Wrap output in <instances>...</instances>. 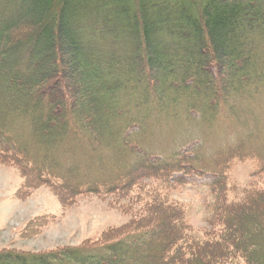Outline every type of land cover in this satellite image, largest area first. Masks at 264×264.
Segmentation results:
<instances>
[{"label": "trees", "instance_id": "trees-1", "mask_svg": "<svg viewBox=\"0 0 264 264\" xmlns=\"http://www.w3.org/2000/svg\"><path fill=\"white\" fill-rule=\"evenodd\" d=\"M74 1H59V6L57 5L58 7L56 10L53 9L51 14L40 16L37 7H35L38 0H0V117L2 113L10 114L9 126L5 128V133H0L1 136L6 134L5 138L0 137V158L4 159L0 162H12L32 179L33 177L38 179L37 182L40 184H51L57 189L67 191V186H72V182L75 181L73 175H76L77 172L74 171L77 167L70 164L65 170L58 171L59 160L68 161V158L61 157L60 159V155L57 157L52 149L49 152H43L40 156V162H38L30 154V149L39 143L44 147L48 145L59 146L70 151L81 148L82 152L94 154L95 143L102 144V138L95 135V127L97 129V126H84L81 122L82 119L77 118L74 111L72 114L73 121L78 129L83 128V130L79 129L83 135L81 136L80 131L73 125L74 135L70 134L69 120L64 117L67 112H59L67 104L66 97L68 96L65 87L61 85L62 69L56 67V69L58 68L55 70L58 73L56 78L57 75L51 77V71L44 73L43 69L40 68L43 59H52L54 53L57 52L56 48L60 49V44L65 45L66 43V45L69 44V48H73L74 52L75 50L80 51L83 63H86L90 71H95L92 82L98 90L102 89L109 95H113L119 89L124 92V98L110 96L111 100H107L104 106L108 117H104L106 119L103 123L109 124L108 131L112 134L111 137L117 133L120 135V133L127 132L124 138V146L119 144V150L131 148L138 157L136 165L143 167L144 170L151 169L155 173L153 176L161 172L157 177L161 180L165 179V176L166 184L171 186L175 182H178V185L186 184V176L191 175L186 174V170L194 168L189 164L198 165L197 162L202 159L201 157L193 155L190 158L181 159V155L177 156L176 154L158 164L155 158L152 161L150 157L145 156L143 147L133 144V134L141 133V121L136 117L146 112L144 120H147V113L151 112V107L161 109L155 102H151V104L147 102L150 98L147 94L142 91L137 93V90L143 86L147 88L149 86L148 78L140 75L141 63L139 61H142L143 57L145 58L142 56L145 50L142 49L141 51L137 45L143 44L146 46L145 49L149 51L151 47L155 46L152 45L153 41L154 43L157 42L162 47V57L165 56L164 58H166V55H170L173 58V61H170L171 65L168 64L169 62L166 64L168 67L174 68L175 66L177 71L181 72V74L175 73L174 69L175 76L167 78V83L170 85L169 89L173 90V95L193 93L195 90L197 92L205 91L203 94L206 95L208 94L207 91L210 94L218 92L223 74V64L227 59L226 57L231 53L236 55L233 59L236 62L232 66L234 68L233 74L241 73L242 79L246 77L247 80L237 83L236 89H244L245 84H250L252 75L261 70L252 69L249 72L248 65L255 64L260 56L264 57V48L261 47L260 49L258 44L264 38V0L257 7L254 3H249L229 8H220V4L228 0H203L207 4L203 8L195 5V2L202 0H186V4L189 6L187 9L190 13V15L185 13L187 18L183 17L184 13L177 12V8V11L175 8L172 10L175 17L189 22V24L181 23L182 28L178 27V32L172 30L170 22H161L164 20V16H167L164 13H158L164 9L165 0H152L149 9L151 7H157V9L148 11V16H152L149 19H153L151 22L158 23L154 34V30L148 29V32L145 33L143 29L141 33L140 29H135V27L139 28L140 25L138 18H145L141 14L138 15L139 11H136V8L131 9L132 12L128 17L126 16L129 13L127 9H122L123 12H121L119 11L121 6L111 4L115 0H109L111 2L106 6L105 0H95L91 5H86L88 0H82L80 5L76 1L77 6ZM177 1L179 0H173V3L176 5ZM71 2L72 5L76 6L75 9H73ZM208 7L214 9V13L210 17L205 12ZM145 20L146 24L149 23L147 18ZM190 23L192 29L195 30L193 37H189L190 34L186 31ZM200 24L213 27L215 29L213 32L217 33L218 36L210 38L199 35L196 29L200 28ZM123 42L129 43L125 46L128 53H123L121 50L125 44ZM215 42H220L224 50L220 47L218 51ZM64 50L65 48L63 52ZM61 51V49L58 51V62L62 57ZM149 61L151 60L148 59L147 62ZM210 62H215L216 66L214 68L207 67ZM112 63H121V67L115 68ZM126 63H131L132 66H126ZM49 67L51 70L55 68H51V65L48 64ZM169 72L166 70V73L161 77L168 75ZM173 72L170 73L173 74ZM260 73L262 74L263 70ZM131 93L138 97L136 98ZM55 96V101H52ZM98 98L100 99L99 94ZM224 98L226 99V97ZM169 100L175 101L174 99ZM218 104L220 106L219 102ZM129 105L138 109L140 114L129 116L127 110ZM149 105H151L150 108ZM28 115H33L34 119L29 118ZM36 120L40 121L41 124L39 125ZM120 120L124 124L121 125ZM23 121L29 123L30 126L28 131V135L31 136L29 142L27 137L19 139V136H23L14 132L16 126H20ZM79 123L82 124L81 127ZM95 124H99V122ZM134 125H136L134 131H129ZM129 127L131 128L128 130ZM53 128L59 133L57 137H44L45 132L43 131L46 130L47 136H50V130ZM1 139L4 140V145L1 143ZM98 150L100 149L98 148ZM170 159H174V161L170 163ZM187 160L188 163H182V161ZM221 165L224 168V164ZM134 166L133 164L125 176H129ZM149 167L150 169H148ZM200 167L207 168L206 166ZM194 169L197 170L194 173L196 175H203L202 173L207 171V169ZM170 174L175 175L173 179H171ZM144 176L146 175H141V177ZM212 176L214 179L210 188L212 194H215L217 198L223 193L226 175L219 173ZM129 179L131 182V176ZM118 181L119 179L112 180L110 178L99 182H86L84 186H89L88 190L93 192L98 189L103 191L104 187H107L108 191L120 192L122 186L119 187L121 182ZM93 185H100V188L95 189L93 187L91 189ZM77 186L80 187L81 185L78 184ZM101 187H103L102 190ZM126 188L124 185L122 191H126ZM143 193L145 196L141 193L142 197L140 196L138 201H142V204L145 201L146 205H143L142 209V211L145 210L144 213L150 214L151 210L158 207V204H168L159 203V198L162 195L157 189L153 191V189L144 188ZM222 197H220L218 204L213 205L215 207L213 215L221 214L223 219L219 220L218 225L216 223V226L212 227L213 231L205 234L207 237L203 240L192 236L191 229L183 221L182 211L176 213L175 211L178 210L168 207L167 211L170 213V218H173L174 226L177 225L178 233L160 244L158 255L153 257H150V254L147 255L149 261L153 263L160 260L159 264H264V190L251 192L243 201L228 206L225 205ZM247 216L245 221L242 218L243 225H241L239 218ZM139 224H133V227L125 232L126 237H119L112 244L103 243L100 247L95 245V247L86 248L84 250L86 254L83 253L84 256H79L75 260L81 262L79 264H88L90 262L86 260V257L90 256V261L93 264H113L121 257L130 255L133 250L154 245L153 241L157 237L152 236L151 232L147 233L149 232L147 231L149 230L148 225L139 227ZM168 228L173 230L169 225ZM174 229L176 230V228ZM136 233H146L150 234L148 238L152 237L141 242L138 246V244L131 243L132 237ZM73 251L79 253L77 249H66L52 254L33 255L31 258L23 256V254L12 255L5 252L0 253V262L13 260L15 261L14 264H53L50 262L53 258L56 260L54 261L56 264H71L67 260V256L72 255ZM94 261L96 262L94 263ZM134 264H138V261L135 260Z\"/></svg>", "mask_w": 264, "mask_h": 264}, {"label": "rangeland", "instance_id": "rangeland-1", "mask_svg": "<svg viewBox=\"0 0 264 264\" xmlns=\"http://www.w3.org/2000/svg\"><path fill=\"white\" fill-rule=\"evenodd\" d=\"M59 1L65 0H38L35 7H37L40 16H44L51 14L53 9L56 10L60 4ZM76 1L78 5L82 2V0H75L76 6ZM132 1L134 4H132ZM248 1L228 0L225 3L222 2L220 8L249 3H254L257 7L263 3L262 0ZM94 2L95 0H88L86 5H91ZM104 2H106V6L111 1L105 0ZM150 2L152 0H115L111 4L121 6L119 7L121 12H123L122 9H127L129 13L127 12L126 16L136 8V11H139L138 15L145 16L149 23L146 24L145 18L139 17L140 25L139 28L135 27V29H140L141 33L143 29L145 33L148 32V29L150 31L154 30V34L158 23L151 22L153 19L149 20L152 16H148V11L155 10L157 7L149 9ZM165 3L164 9L158 12L167 15L164 16V20H161V22H170L169 24L172 25L171 28L175 32H178V27L182 28L181 23L189 24V22L183 21L184 19L180 20L175 17L172 11L177 8L178 11L177 9L176 11L184 13L183 17L187 18L188 16H185V13L187 15H190V13L187 9L189 6L186 4V0H179L176 5L173 0H165ZM205 4L203 0L195 2V5L202 8ZM76 6L72 5L73 9ZM213 10V8L208 7L205 11L206 15L212 16ZM199 26L200 28L196 29L199 35L210 38L218 36L217 33L213 32L215 30L213 27L203 24ZM186 31L189 32V37L195 36V30L192 29L191 23ZM127 42H123L125 44L121 47L123 53H128L125 47L127 44L129 45ZM156 44L157 42L154 43L153 41L152 45L155 46L153 48L150 46L149 51L145 49L146 46H143V44L137 45L141 51L142 49L145 50L142 55L145 58L143 57L142 61H139L141 63L140 75L148 78L149 82L148 88L143 86L137 90V93L144 92L151 98L147 102L149 104L155 102L161 109L158 110L149 105L151 112L147 113V120H144L146 112L136 117L141 121V133L133 134V144L143 147L142 150L145 156L150 157L152 161L155 158L158 164L176 154L177 156L181 155V159L197 155L202 158L197 162L199 166L189 165L200 170L207 169V171L202 173L203 175H196L194 174L197 171L196 169L186 170V174H191L186 176V184L178 185V182H175L171 186L166 184L165 176V179L161 180L157 177L161 172L153 176L155 173L150 167L148 168L150 170L138 167L136 165L138 158L135 155L136 152L132 151L131 148L119 150L118 147L119 144L124 146V138L127 132L120 133V135L117 133L111 137L112 134L108 131L109 124L103 123L104 119L108 117V113H105L106 108H104L106 101L111 100L110 96L124 98L123 90L119 89L113 95H109L108 92L102 89L98 90L92 82L95 71H90L86 63H83L80 51L75 50L74 52L73 48H69V44H60L62 50L60 61L58 62L57 59L60 49L56 48L57 52L54 53L53 58L51 56L52 59H43L42 65L44 67L40 65V68L43 69L44 73L51 71V77L57 75L56 78L58 77V73L55 71L58 69L56 67L62 69L61 85L65 87L69 97H66L67 104L59 112H67L64 117L69 120L70 134L74 135L72 125L78 131H80L79 129L83 130L82 124L79 123L81 128L78 129L73 121L72 114L74 111L77 118L82 119L81 122L84 126H97V129L95 127V135L102 138V144L95 143L94 154L82 152L81 148L70 151L59 146L48 145L44 147L39 143L33 147L35 149H30V154L38 162H40V156L43 152H49L52 149L57 157L60 155V159L61 157L68 158V161L59 160L58 171L65 170L68 167L67 165L70 164L78 168L74 171L77 172L76 175H73L75 181L72 182V186H67V191L57 189L51 184V186L40 184L37 182L38 179L34 177L32 179L31 176L12 162H0V253L23 254V256L31 258L33 255L77 249L79 253L73 251L72 255L67 256V260L71 264H79L81 262L75 259L82 256L86 248L95 247V245L100 247L103 243L112 244L115 239L126 237L125 232L130 230L133 224L140 223L139 227L148 225L149 230L147 231L149 232L147 233L151 232L152 236L157 237L154 240L155 242L153 241L154 245L133 250L130 255L121 257L113 264H134L135 260L138 261V264H159L160 260L151 263L147 255L150 254V257L158 255L160 244L178 233V227L177 225L174 226L172 223L173 218H170V213L167 211L168 207L169 209L172 207L178 210L175 211L176 213L182 211L183 221L191 229L192 236L203 240L207 237L205 234L210 232L212 227L216 226V223L218 225L219 220L223 219L221 214L218 216L213 215V209L215 208L213 205L219 203L221 196H223L225 205L228 206L243 201L247 194L251 192L264 190V57L260 56L255 64L248 65L249 72L252 69H261L263 73L261 74L260 70V72L252 75L250 84H245L244 89H236L237 83L247 80L246 77L242 79L241 73L233 74L234 68L232 66L236 63L233 59L236 55L231 53L226 57L227 59L223 64V74L221 75L218 92L210 94L207 91L208 94L206 95L203 94L205 91L197 92L195 90L193 93L173 95V90L169 89L170 85L167 83V78L175 76V73L181 74V72L177 71L178 69L175 66L174 68L168 67L166 63L169 62L168 64L171 65L170 61H173V58L170 55H166V58H164L165 56L162 57V47ZM258 44L260 49L261 47L264 48V38ZM215 46L218 51L220 47L224 50L220 42H215ZM148 59L151 61L147 62ZM48 64L51 65V68L55 67L52 68L53 71L50 67L48 68ZM112 65L115 68L121 67V63H112ZM125 65L132 66L131 63ZM215 66V62H210L207 65L210 68ZM166 70L168 72L174 70L175 73L171 74L169 72L171 75L161 77L166 73ZM55 99L56 96L52 101H55ZM169 99H174L176 102ZM195 101L197 102L194 103ZM127 110L129 116L140 114L139 110L135 109L133 105H129ZM9 115L8 113H2L0 133H5V128L9 126ZM28 116L34 119L33 115ZM105 116L106 118H104ZM129 116L127 117L130 118ZM36 121L39 125L41 124L40 121ZM24 122L20 126H16L14 132L23 136H19V139L27 137L29 142L31 137L28 135L30 126L29 123ZM98 122L99 124H95ZM102 123L104 126H102ZM119 123L124 124L121 120ZM135 127L136 125L129 131H134ZM50 131L51 135L47 136L46 130H44V137L56 138L59 134L54 128ZM79 133L81 136L83 135L81 131ZM5 136L6 134L0 135L3 138ZM3 142L4 140L1 142L4 145ZM233 148L235 149L233 150ZM0 160L4 159L0 158ZM172 161L174 159H170L169 162L172 163ZM188 162V160L182 161V163ZM133 164L135 166L129 174L132 181L129 182V176L125 175ZM221 164H224V168ZM200 166H206L207 168ZM219 173L226 175V179L223 183V193L216 198V195L212 194L210 184L214 179L212 175ZM141 175L146 176L141 177ZM170 176L173 179L175 175L170 174ZM110 178L112 180L119 179L118 182H121L119 187L122 186L120 192L108 191L107 187L104 186V190L100 191L98 189L100 185H93L91 189L93 187L98 189L93 192L88 190L89 186H84L86 182H99ZM78 184L81 186L78 187ZM124 185L127 187L126 191H122ZM103 187H101V190ZM144 188H147V190L153 189V191L157 189L162 195L159 198V203H168L169 205L158 204V207L151 210L150 214L144 213L145 210L142 211V209L143 205H146L145 201H143V204L142 201H138L140 196L142 197L141 193L145 196L143 193ZM242 218L245 221L248 216L239 218L241 225H243ZM168 225L173 230H170ZM150 234L136 233L132 237L131 243L140 246L141 242L152 237L148 238ZM89 257H86V260L90 262L88 264H93ZM137 257L138 259H136ZM54 261L56 260L53 258L50 260L51 263L56 264ZM14 263L13 260H2L0 262V264Z\"/></svg>", "mask_w": 264, "mask_h": 264}]
</instances>
